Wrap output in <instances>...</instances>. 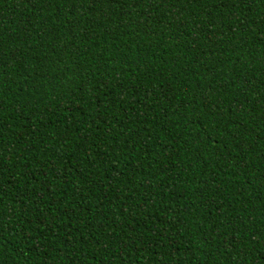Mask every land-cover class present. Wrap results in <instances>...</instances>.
Segmentation results:
<instances>
[{
	"label": "trees",
	"instance_id": "obj_1",
	"mask_svg": "<svg viewBox=\"0 0 264 264\" xmlns=\"http://www.w3.org/2000/svg\"><path fill=\"white\" fill-rule=\"evenodd\" d=\"M0 264H264V0H0Z\"/></svg>",
	"mask_w": 264,
	"mask_h": 264
}]
</instances>
